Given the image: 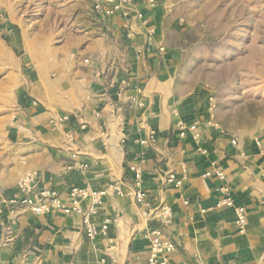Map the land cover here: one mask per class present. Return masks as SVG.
<instances>
[{
  "label": "crops",
  "instance_id": "crops-1",
  "mask_svg": "<svg viewBox=\"0 0 264 264\" xmlns=\"http://www.w3.org/2000/svg\"><path fill=\"white\" fill-rule=\"evenodd\" d=\"M143 2H135L128 20L103 21L88 0L73 11L75 34L25 38L31 71L22 79L10 150L0 156V264H146L148 217L128 191L106 199L91 218L97 230L109 222L96 239L87 237L82 215L38 216L7 204L28 173L38 174L37 191L65 197L73 186L96 190L122 181L133 163L142 167L143 189L174 213L165 229L176 246L172 264H264V134L211 126L218 120L208 94L182 90L174 8L157 0L144 12L156 30L150 37L137 19ZM179 122L197 126L200 140L193 132L181 138ZM151 133L156 142L141 146ZM214 164L236 205L248 211L245 234L234 208H214L221 182L201 177ZM170 173L184 184H167Z\"/></svg>",
  "mask_w": 264,
  "mask_h": 264
},
{
  "label": "rangeland",
  "instance_id": "rangeland-1",
  "mask_svg": "<svg viewBox=\"0 0 264 264\" xmlns=\"http://www.w3.org/2000/svg\"><path fill=\"white\" fill-rule=\"evenodd\" d=\"M181 32L182 90L213 96L218 123L264 134V0H169ZM88 0H0V156L8 152L30 73L25 38L63 40ZM69 24V25H67Z\"/></svg>",
  "mask_w": 264,
  "mask_h": 264
},
{
  "label": "built area",
  "instance_id": "built-area-1",
  "mask_svg": "<svg viewBox=\"0 0 264 264\" xmlns=\"http://www.w3.org/2000/svg\"><path fill=\"white\" fill-rule=\"evenodd\" d=\"M137 0H93L92 10L103 21L118 17L128 20L132 15V9ZM157 7V0H144L142 11L137 13V19L142 21L147 28V33L152 37L156 30L150 26L144 12L146 10L153 11ZM164 50V48H161ZM211 110L214 105L211 104L213 96L208 99ZM135 103L139 108H144V104L135 99ZM214 111V110H213ZM211 126L219 129L224 133L220 124L212 120ZM175 127L180 131V137L186 138L188 133H194L195 140H200V134L197 126H187L183 122H179ZM156 142L155 133H151L149 137L140 140L141 146L153 145ZM233 143H236L233 141ZM201 155H207L205 149H198ZM205 179L217 178L221 185L219 187L220 199L215 202L214 208H234L236 211L235 226L241 234H245L248 230V211L243 206L236 205L233 194L226 183L227 177L224 171L216 164L212 169L205 172L202 176ZM143 170L140 164L133 163L129 166L128 176L122 181H115L100 189H93L90 185H79L71 187L64 196L59 195L56 191L45 189L37 191L38 174L35 172L28 173L23 177L15 189L12 198L7 200L10 207H23L30 210L38 216L48 213L57 214H75L84 217V230L87 237L96 239L99 235H106L108 229V221L104 223L101 230H97L92 224L91 218L97 216L99 210L104 205L105 200L113 198V196H121L124 191H128L129 195L135 199L137 206L148 217V236L150 239L151 253L146 264H172L168 258L169 254L176 250L174 242L166 235V228L171 225L174 219L172 208L167 204H157L152 196L143 189ZM185 177L177 179L174 173L166 176L167 184L180 187L184 184ZM90 201L91 205L87 211L82 209V203Z\"/></svg>",
  "mask_w": 264,
  "mask_h": 264
}]
</instances>
